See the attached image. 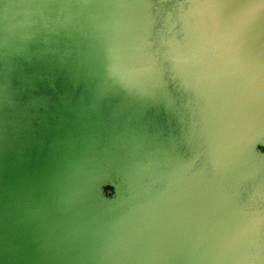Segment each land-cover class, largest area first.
I'll use <instances>...</instances> for the list:
<instances>
[{
  "label": "water",
  "instance_id": "95a60500",
  "mask_svg": "<svg viewBox=\"0 0 264 264\" xmlns=\"http://www.w3.org/2000/svg\"><path fill=\"white\" fill-rule=\"evenodd\" d=\"M0 264H264V0H0Z\"/></svg>",
  "mask_w": 264,
  "mask_h": 264
}]
</instances>
